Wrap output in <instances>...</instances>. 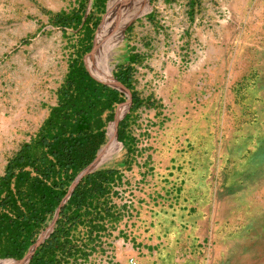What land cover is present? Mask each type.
Listing matches in <instances>:
<instances>
[{
    "label": "rangeland",
    "instance_id": "obj_1",
    "mask_svg": "<svg viewBox=\"0 0 264 264\" xmlns=\"http://www.w3.org/2000/svg\"><path fill=\"white\" fill-rule=\"evenodd\" d=\"M72 63L127 90L62 264H264V0H0V177Z\"/></svg>",
    "mask_w": 264,
    "mask_h": 264
},
{
    "label": "trees",
    "instance_id": "obj_2",
    "mask_svg": "<svg viewBox=\"0 0 264 264\" xmlns=\"http://www.w3.org/2000/svg\"><path fill=\"white\" fill-rule=\"evenodd\" d=\"M115 77L128 84V72H116ZM131 97L133 103L137 101ZM121 101L123 93L118 89L97 80L82 66L70 65L57 106L36 136L14 153L0 177V256L19 259L35 242L71 181L105 141L106 124L113 120L115 105ZM123 122L119 120L115 138V131L121 138ZM116 173L115 169H99L78 181L60 208L53 231L35 248L27 264H62L66 249L69 255L81 252L77 246L66 248V225L81 222L91 206L97 209L94 199L104 194Z\"/></svg>",
    "mask_w": 264,
    "mask_h": 264
},
{
    "label": "water",
    "instance_id": "obj_3",
    "mask_svg": "<svg viewBox=\"0 0 264 264\" xmlns=\"http://www.w3.org/2000/svg\"><path fill=\"white\" fill-rule=\"evenodd\" d=\"M99 81L103 82V83H106V84H110V85H113L115 86L116 88L118 89H121L123 91H126L127 89L125 87H122L121 85H119L117 82L114 81V83H111V82H106L104 80H100ZM121 118V117H120ZM119 119H116L115 122H114V128L117 127L118 123H119ZM100 151V150H99ZM97 154H99V152H97ZM99 157V155H98ZM98 158L93 160L92 162H90L84 169H82L78 175L76 176V178L74 179V181L70 184L69 188H68V191H67V194L64 196V198L62 199L61 203L59 204V206L56 208L55 210V214L53 216V219H52V222H51V225L48 227V229L46 230L45 233H48L56 219H57V216H58V213H59V210L61 208V206L63 205V203L68 199L69 195L71 194L73 188L75 187V185L78 183V181L87 173L89 172V170L91 169L92 165L95 164L97 162ZM45 233L40 235L36 240L35 242L28 248L26 254L20 259V260H14L17 264H26L28 263V261L30 260L32 254H33V251L35 250V248L43 241V238L45 236Z\"/></svg>",
    "mask_w": 264,
    "mask_h": 264
},
{
    "label": "bare ground",
    "instance_id": "obj_4",
    "mask_svg": "<svg viewBox=\"0 0 264 264\" xmlns=\"http://www.w3.org/2000/svg\"><path fill=\"white\" fill-rule=\"evenodd\" d=\"M111 83H114V82H111ZM119 118H120V117H118V119H119ZM113 130H114V125H113L112 129L110 130V134H109L111 141L109 142V144H108L106 147H104V148L99 152V157H98V160H97L96 163H98L99 160L103 159V157H104L107 153H109V152L114 148V146H115V142H114V141H117V140H116V138L112 135ZM113 140H114V141H113ZM13 263L17 264L15 261H14ZM13 263H11L10 261H2V262H0V264H13Z\"/></svg>",
    "mask_w": 264,
    "mask_h": 264
},
{
    "label": "crops",
    "instance_id": "obj_5",
    "mask_svg": "<svg viewBox=\"0 0 264 264\" xmlns=\"http://www.w3.org/2000/svg\"><path fill=\"white\" fill-rule=\"evenodd\" d=\"M104 47H105V46H104ZM102 52H103V47H101V48L98 49V51L96 52V55H95L94 58H93V61H98V60L100 59V56H101ZM108 74H109V76H108ZM104 76H105L104 79H107V80H109V81H112V80H111L110 73H109V70H106V74H105ZM113 141H114V140H113ZM102 149H103V147H102ZM102 149H100V151H101ZM100 151H99V152H100ZM98 155H99V154H98ZM143 207H146V205H143Z\"/></svg>",
    "mask_w": 264,
    "mask_h": 264
}]
</instances>
